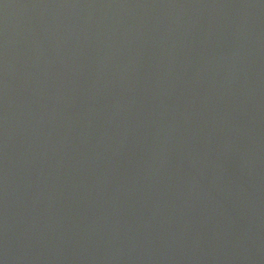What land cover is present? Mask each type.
<instances>
[{
  "label": "water",
  "instance_id": "1",
  "mask_svg": "<svg viewBox=\"0 0 264 264\" xmlns=\"http://www.w3.org/2000/svg\"><path fill=\"white\" fill-rule=\"evenodd\" d=\"M0 264H264V0H0Z\"/></svg>",
  "mask_w": 264,
  "mask_h": 264
}]
</instances>
